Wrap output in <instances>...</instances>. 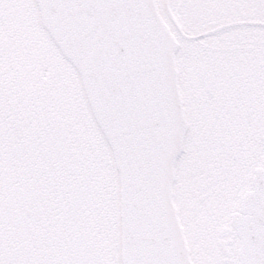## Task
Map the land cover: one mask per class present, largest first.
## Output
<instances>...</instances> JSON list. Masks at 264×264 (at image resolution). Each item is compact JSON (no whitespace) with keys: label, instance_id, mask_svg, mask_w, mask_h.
<instances>
[{"label":"snow or ice","instance_id":"1","mask_svg":"<svg viewBox=\"0 0 264 264\" xmlns=\"http://www.w3.org/2000/svg\"><path fill=\"white\" fill-rule=\"evenodd\" d=\"M0 264H264V0H0Z\"/></svg>","mask_w":264,"mask_h":264}]
</instances>
